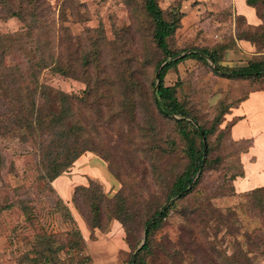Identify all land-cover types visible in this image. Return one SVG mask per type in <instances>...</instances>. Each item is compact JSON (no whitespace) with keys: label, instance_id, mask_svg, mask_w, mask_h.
I'll list each match as a JSON object with an SVG mask.
<instances>
[{"label":"rangeland","instance_id":"374dc122","mask_svg":"<svg viewBox=\"0 0 264 264\" xmlns=\"http://www.w3.org/2000/svg\"><path fill=\"white\" fill-rule=\"evenodd\" d=\"M44 2V26L58 35L54 54L76 68V79L44 71L40 82L62 93L55 106L62 124L79 130L75 140L89 151L56 178L45 177L43 142L27 137L0 96V264H130L146 238L143 223L175 199L165 201L188 163L173 121L179 117L162 116L150 102L164 55L144 0ZM156 2L177 23L167 44L179 56L215 50L219 64L232 69L264 58V5ZM25 31L16 18L0 19V34L14 36L5 66L32 57ZM87 53L89 66L79 67ZM129 76L135 82L128 91L122 81ZM164 85L176 86L197 126L213 130L199 183L152 233L151 254H140L145 264H233L238 251L264 264V75L229 79L210 60L187 58L167 71ZM90 199L100 207L94 217ZM118 199L131 221L109 212Z\"/></svg>","mask_w":264,"mask_h":264},{"label":"trees","instance_id":"16d2710c","mask_svg":"<svg viewBox=\"0 0 264 264\" xmlns=\"http://www.w3.org/2000/svg\"><path fill=\"white\" fill-rule=\"evenodd\" d=\"M247 4L251 7H257L264 5V0H247ZM144 9L153 23V40L156 47L164 55V59L157 65V68L162 65L159 71L158 87L153 89L154 81L151 85L153 91L151 90L150 93V102L162 116L179 117L173 121L177 135L184 142L188 163L171 184L165 201L167 202L172 197L175 199L169 202L168 206L159 208L143 223L146 238L134 259L135 261L131 260L130 264L146 263L144 255L140 254H151L150 237L152 233L159 229L162 220L168 216L172 208H175L176 203L188 196L199 183V175L203 171L202 165L203 163L206 164V161L202 162L203 144L204 142L207 144L208 136L213 130H205L201 126H197L192 114L178 102L176 86L164 85V77L167 71L171 67H176L183 60L192 58L201 61L210 60L214 65V72L229 79L260 78L261 75H264V58L250 61L245 67L232 69L219 64V55L215 50L201 49L188 55L179 56L180 52L171 51L167 44V40L174 33L177 23L163 17V12L156 0H144ZM7 18H16L22 22L26 30L22 35L32 38L30 40L35 48L32 57L23 66L16 64L7 67L5 66V54L11 46L14 36L0 34V96H5L9 100L14 112V122L24 130L27 137L39 138L43 142L40 146V156L44 176L54 179L69 168L81 154L89 151V148L76 142L75 138L77 137L75 135L79 130L63 126L62 119L55 108L60 103L62 93L53 90L44 82H40V76L44 71H48L50 74H61L76 79V68L69 62L65 65L57 61L58 51L56 52L57 57L54 51L58 50L56 43L58 35L54 29L48 32L44 26V20H46L44 0H0V19ZM89 64L87 53V55L82 56L79 67L87 68ZM134 82L131 76L122 81L128 91L131 89L130 87H133ZM61 110L66 118L71 116L69 107H63ZM125 110L132 112L130 107H126ZM214 123H217V119ZM197 140L199 146L196 144ZM191 184L192 186L189 188ZM258 191H264V187ZM82 196L79 194L78 200ZM124 203L123 200L118 199V202L109 208V212L116 213L118 218L121 216L130 217L131 221L133 214L127 215ZM92 204H95L94 201L88 200V205ZM95 206L93 217L96 215L99 205L95 204ZM89 218H92L91 214H88ZM79 244L78 237L76 240L77 248H80ZM192 245L195 246V242ZM249 254V252L240 251L234 253L232 255L233 264H260L256 263L255 258ZM43 264L56 263L49 258L45 259Z\"/></svg>","mask_w":264,"mask_h":264},{"label":"water","instance_id":"95a60500","mask_svg":"<svg viewBox=\"0 0 264 264\" xmlns=\"http://www.w3.org/2000/svg\"><path fill=\"white\" fill-rule=\"evenodd\" d=\"M161 67H162V65L158 68V71H157V73H156V82H157V84H156V86H155V88L157 89V87H158V77H159V71H160V69H161ZM204 142V141H203ZM204 148H203V158H202V162L204 161V157H205V152H206V144H205V142H204ZM194 182V181H193ZM193 182H192V184H193ZM192 184L189 186V188L192 186ZM140 249V248H139Z\"/></svg>","mask_w":264,"mask_h":264},{"label":"crops","instance_id":"0c3cea01","mask_svg":"<svg viewBox=\"0 0 264 264\" xmlns=\"http://www.w3.org/2000/svg\"><path fill=\"white\" fill-rule=\"evenodd\" d=\"M256 104H257V103H256ZM240 130H241V129H240ZM240 130H239V131H240ZM239 134H240V133H239Z\"/></svg>","mask_w":264,"mask_h":264}]
</instances>
